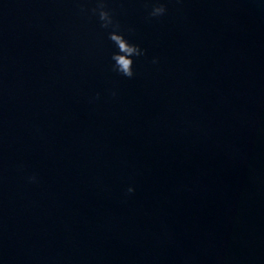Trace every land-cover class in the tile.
<instances>
[{
    "label": "water",
    "instance_id": "95a60500",
    "mask_svg": "<svg viewBox=\"0 0 264 264\" xmlns=\"http://www.w3.org/2000/svg\"><path fill=\"white\" fill-rule=\"evenodd\" d=\"M105 5L132 78L97 0H0V264H264V0Z\"/></svg>",
    "mask_w": 264,
    "mask_h": 264
},
{
    "label": "clouds",
    "instance_id": "9594fccd",
    "mask_svg": "<svg viewBox=\"0 0 264 264\" xmlns=\"http://www.w3.org/2000/svg\"><path fill=\"white\" fill-rule=\"evenodd\" d=\"M82 12H87L85 8L81 9ZM167 7L163 3H157L149 13L150 18H159L167 13ZM92 14H98L99 20L102 22L101 27L104 29H113L109 32V39L115 44L117 51L113 53L112 60L113 70L121 75L132 78L135 75L134 72V59L133 57H140L146 54V50L142 49L138 44L129 43L123 34L120 33V25L115 22L112 13L106 10L105 0H97V7L91 9ZM156 62L155 60L153 61ZM115 95V93H113ZM31 181H35L36 177L29 178ZM134 188H129L128 192H134Z\"/></svg>",
    "mask_w": 264,
    "mask_h": 264
}]
</instances>
